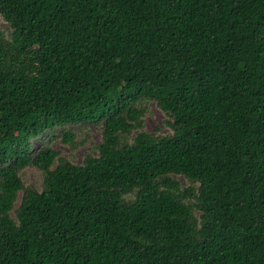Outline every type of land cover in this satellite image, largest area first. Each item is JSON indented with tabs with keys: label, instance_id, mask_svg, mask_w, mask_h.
I'll list each match as a JSON object with an SVG mask.
<instances>
[{
	"label": "trees",
	"instance_id": "1",
	"mask_svg": "<svg viewBox=\"0 0 264 264\" xmlns=\"http://www.w3.org/2000/svg\"><path fill=\"white\" fill-rule=\"evenodd\" d=\"M0 17V264H264V0ZM150 104L167 133L145 131ZM90 126L81 163L52 147Z\"/></svg>",
	"mask_w": 264,
	"mask_h": 264
},
{
	"label": "rangeland",
	"instance_id": "2",
	"mask_svg": "<svg viewBox=\"0 0 264 264\" xmlns=\"http://www.w3.org/2000/svg\"><path fill=\"white\" fill-rule=\"evenodd\" d=\"M0 29L3 31L7 30V26L0 17ZM163 114L153 105H149V113L144 119V128L145 131L152 134H165L168 132L167 128L162 127ZM80 139H86V143L79 145L73 151L69 148L61 145L58 141L52 143V147L61 152L63 157H66L72 160L75 163H81L84 153L92 152L93 148L100 141V134L94 126H90L88 131L81 132L79 129L76 130ZM34 142V141H33ZM32 142V143H33ZM35 144V142H34ZM23 178L27 184L34 186L36 189H40V183L42 179V174L36 168H28L23 174Z\"/></svg>",
	"mask_w": 264,
	"mask_h": 264
}]
</instances>
